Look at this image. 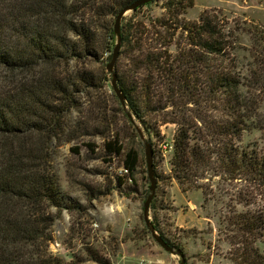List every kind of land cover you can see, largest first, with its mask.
Here are the masks:
<instances>
[{"label":"trees","instance_id":"1","mask_svg":"<svg viewBox=\"0 0 264 264\" xmlns=\"http://www.w3.org/2000/svg\"><path fill=\"white\" fill-rule=\"evenodd\" d=\"M105 1L110 0H0V80L10 78L5 86L0 85V264H63L47 251L56 219L51 209L61 208L50 144L62 141L66 117L79 106L81 86L90 82L89 74L77 71L76 64L100 61L106 54L112 59L115 19L135 0H116L111 6ZM194 6V0H168L166 20L122 21L119 57L128 50L137 53L132 63L135 73L143 69V92L127 75L117 76L125 97L120 111L127 107L151 131L145 120L149 113L168 104L176 110L175 118L169 120L177 126L171 165L180 182L190 180L204 159L190 134L197 122L196 134L215 143L209 149L216 157L212 170L233 178L244 176L264 193V148L258 156L237 145L245 132L262 130L255 92H264V33L256 39L261 48L255 50L257 68L250 78L243 77L230 53L236 35L228 28L226 32L227 22L212 9L204 10L197 21L184 19L182 15ZM171 43L178 49L174 57L168 52ZM154 73L158 79L165 73L166 92L156 86ZM200 97L220 116L202 120L200 114L189 115L201 103ZM122 150L117 140L105 145L109 156H118ZM137 166L138 154L128 152L123 167L128 177ZM238 218L248 246L264 231V220L250 214Z\"/></svg>","mask_w":264,"mask_h":264},{"label":"rangeland","instance_id":"2","mask_svg":"<svg viewBox=\"0 0 264 264\" xmlns=\"http://www.w3.org/2000/svg\"><path fill=\"white\" fill-rule=\"evenodd\" d=\"M115 1L105 3L111 6ZM167 1H154L137 12L127 13L124 19L132 18L134 23L142 24L166 20L164 6ZM194 3L195 6L187 9L182 17L197 21L204 10H215L217 17L227 22L226 32L228 28L236 35L234 49L230 52L236 71L250 78L257 68L255 50L261 49L256 39L264 33V0H194ZM158 30L164 33L162 28ZM128 51L127 55L118 58L114 71L117 76L127 75L132 84L135 80L138 92L142 93L143 69L135 73L132 60L137 53ZM168 52L173 57L178 55L176 43L169 44ZM108 56L104 55L100 61L76 64L77 71L89 74L90 82L81 86L83 93L78 96L79 106L66 117L68 123L62 141L52 140L50 144L51 163L60 186L61 208L51 209L56 219L51 228L48 253L63 264L181 263L180 256L165 251L156 242L144 221L143 208L150 195L151 183L145 146L137 132L139 128L153 150L157 187L150 206V220L157 233L175 248L183 250L186 264L264 262V231L247 246L245 235L237 225L240 214L264 220L263 191L251 185L244 176L233 178L212 170L216 157L210 152L213 150L210 146L215 143L210 142V137L202 139L196 134L200 128L197 122L194 133L190 134L194 135L192 144L202 150L204 159L199 160L190 180L180 182L171 165L177 126L169 120L175 118L176 110L168 104L163 110L149 113L145 120L152 132L146 130L127 107L121 112L120 101L112 87L113 76L107 70L111 62ZM165 69L168 72L169 66ZM154 76L156 86L166 92L165 73L159 79L157 73ZM9 80L8 76H3L0 85L5 86ZM255 93L260 105L262 130L245 132L242 142L237 145L262 156L264 92ZM200 100L189 115L195 118L200 114L202 120L220 116L210 109L205 98L200 97ZM115 140L122 146V153L109 156L105 145ZM130 151L138 154V166L128 177V174L121 175L120 170Z\"/></svg>","mask_w":264,"mask_h":264},{"label":"water","instance_id":"3","mask_svg":"<svg viewBox=\"0 0 264 264\" xmlns=\"http://www.w3.org/2000/svg\"><path fill=\"white\" fill-rule=\"evenodd\" d=\"M155 0H135L131 4L125 6L122 8L115 19L114 23V34L116 36V45L113 50V55L111 62L107 66V70L112 74L113 79H112V87L113 90L118 97L120 103L125 106V97L120 90L118 83H117V75L114 71L115 64L120 56V51H121V43H122V36H121V26H122V21L124 20L125 16L129 12H134L138 10L141 7L147 6L148 4H151ZM137 128V127H136ZM137 132L145 146V156H146V164H147V170H148V176L150 179V195L148 196L146 202L144 203V208H143V217L145 224L149 231L151 232L153 238L156 240V242L167 252L173 254V255H178L181 258V263L180 264H186L183 252L182 251H176L174 250L169 244L165 241V239L162 238L161 235L157 233V230L154 226V224L150 220V206L152 203V200L155 196L156 192V187H157V181L155 178V173H154V164H153V150L150 144H148L145 141V137L143 135L142 130L137 128Z\"/></svg>","mask_w":264,"mask_h":264},{"label":"built area","instance_id":"4","mask_svg":"<svg viewBox=\"0 0 264 264\" xmlns=\"http://www.w3.org/2000/svg\"><path fill=\"white\" fill-rule=\"evenodd\" d=\"M120 174L121 175H123V174H128V171L126 170V169H124V168H122L121 170H120Z\"/></svg>","mask_w":264,"mask_h":264}]
</instances>
